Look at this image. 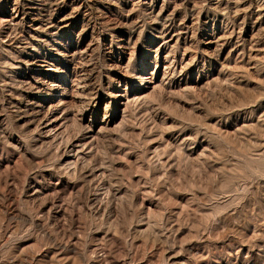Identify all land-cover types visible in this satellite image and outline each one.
Instances as JSON below:
<instances>
[{
    "label": "rangeland",
    "instance_id": "374dc122",
    "mask_svg": "<svg viewBox=\"0 0 264 264\" xmlns=\"http://www.w3.org/2000/svg\"><path fill=\"white\" fill-rule=\"evenodd\" d=\"M0 264H264V0H0Z\"/></svg>",
    "mask_w": 264,
    "mask_h": 264
}]
</instances>
